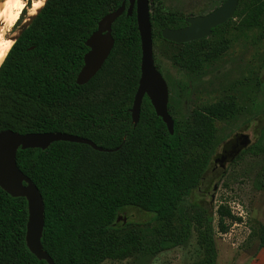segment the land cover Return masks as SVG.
Segmentation results:
<instances>
[{
	"label": "trees",
	"instance_id": "1",
	"mask_svg": "<svg viewBox=\"0 0 264 264\" xmlns=\"http://www.w3.org/2000/svg\"><path fill=\"white\" fill-rule=\"evenodd\" d=\"M123 2L127 8L126 0H46L0 65V132L63 133L112 150L101 153L86 145L55 142L45 150L17 151V168L43 200L41 245L54 264H148L157 254L186 244L192 232L202 254L194 264H217L215 234L228 233L240 217L226 204L214 213L201 207L190 215L176 212L210 167L218 145L216 123L234 120L242 106L235 96L226 95L182 115L175 108L181 95L175 93L174 78L163 76L173 135L147 97L134 126L130 109L141 58L134 10L112 24L114 46L107 60L88 83L78 86L86 40L101 18ZM150 23L152 40L162 39L165 28L184 25L182 17L158 8L150 13ZM252 29L264 31V0H239L233 18L207 38L185 44L162 40L172 48L169 60L175 71L197 74L227 52L231 30ZM184 87L188 94V85ZM241 154L264 159V123ZM252 187L264 191V163ZM127 208L151 214L152 221L119 227L116 220ZM27 218L26 200L0 188V264H46L26 247ZM257 238L264 248V224Z\"/></svg>",
	"mask_w": 264,
	"mask_h": 264
},
{
	"label": "rangeland",
	"instance_id": "2",
	"mask_svg": "<svg viewBox=\"0 0 264 264\" xmlns=\"http://www.w3.org/2000/svg\"><path fill=\"white\" fill-rule=\"evenodd\" d=\"M223 1L158 0L150 3L149 8L150 13L158 8L164 14L189 18L207 14ZM227 38L230 41L227 52L197 74L175 71L169 60L172 48L160 38L152 40L154 63L162 76L174 78L175 93L181 95L177 99L174 95L175 108L180 114L184 115L197 106L212 103L226 95L235 96L242 106L234 120L216 123L218 145L210 167L199 186L182 199L176 213L178 216L190 215L197 207L214 213L219 205H228L241 222L232 225L226 234H215L216 263L264 264V248L259 247L257 238V229L264 224V191H256L252 187V180L264 159L262 156L241 154L234 162L225 164L223 172L215 168L213 162L223 150H230L236 135L248 136L250 145L253 144L264 123V31L231 30ZM184 85L189 87L188 94ZM118 218V226L128 224V229L152 221L151 214L135 208L125 209ZM201 258L192 232L186 244L157 254L148 264H194ZM127 263L105 261L102 264Z\"/></svg>",
	"mask_w": 264,
	"mask_h": 264
},
{
	"label": "water",
	"instance_id": "3",
	"mask_svg": "<svg viewBox=\"0 0 264 264\" xmlns=\"http://www.w3.org/2000/svg\"><path fill=\"white\" fill-rule=\"evenodd\" d=\"M126 1L128 3L127 8L123 2L115 11L101 18L96 30L86 40L85 46L88 51L83 57V66L76 77V84L78 86L85 85L101 69L114 46V40L111 36L112 24L125 12L127 16H131L134 10L140 39L141 58L137 90L130 109L131 121L134 126L137 125L142 100L147 97L155 115L161 119L168 133L173 135L174 122L168 112V87L163 76L156 69L153 59L149 0ZM237 4L238 0H225L220 7L205 16L186 19V28L179 30L163 29L161 38L173 44H185L207 38L211 35L213 28L233 18ZM27 27L20 32L19 36ZM14 32L12 31L11 34ZM240 138H242L241 146L234 153L232 159L250 145L248 136L241 135ZM55 142L86 145L101 153L112 151L98 147L90 140L63 133H28L22 135L10 130L0 132V188L13 198L26 200L28 213L25 232L26 247L37 260L46 264L54 263L43 251L41 245L44 228L43 200L33 182L17 168L16 153L18 150H45ZM224 161L225 159L221 157L215 161L214 167L222 172L225 171ZM116 222H119V218ZM122 222L124 223V219Z\"/></svg>",
	"mask_w": 264,
	"mask_h": 264
},
{
	"label": "bare ground",
	"instance_id": "4",
	"mask_svg": "<svg viewBox=\"0 0 264 264\" xmlns=\"http://www.w3.org/2000/svg\"><path fill=\"white\" fill-rule=\"evenodd\" d=\"M46 0H32L26 7V0H0V65L14 44L20 32L27 27L42 9ZM25 15L16 27L22 11ZM12 31H15L11 34Z\"/></svg>",
	"mask_w": 264,
	"mask_h": 264
},
{
	"label": "flooded vegetation",
	"instance_id": "5",
	"mask_svg": "<svg viewBox=\"0 0 264 264\" xmlns=\"http://www.w3.org/2000/svg\"><path fill=\"white\" fill-rule=\"evenodd\" d=\"M224 1H225V0H224ZM224 1H223V2H224ZM223 2H222L219 6H217L216 8H214L212 11H210L209 13L213 12V11L216 10L218 7H220V6L223 4ZM237 5H238V4H237ZM235 11H236V10H235ZM209 13H207V14H209ZM207 14H204V15H201V16H205V15H207ZM195 17H199V16H195ZM189 18H193V17H189ZM186 19H188V18H183V23H184L183 26L178 27V28H175V29H172V30H179V29L186 28V27H187V24L185 23V20H186ZM215 28H216V27H215ZM213 29H214V28H213ZM213 29H212V30H213ZM212 30H211V33H212ZM240 136H241V135H236V136L234 137V143H232L231 146H230V150H226V149L223 150L220 154H218V155L215 156L213 162L215 163V161L219 160V159L222 157V158L225 159L224 163H225V164H228V163H232V162H234V161L236 160V158H239V156L241 155V153H242L245 149H247V148L250 146V145H249L247 148L241 150L240 153H239L236 157H234V158L232 159L234 153H235V152L240 148V146H241L242 138H240Z\"/></svg>",
	"mask_w": 264,
	"mask_h": 264
}]
</instances>
